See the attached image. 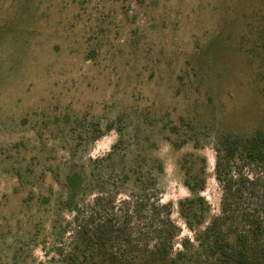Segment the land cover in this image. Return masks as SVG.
Wrapping results in <instances>:
<instances>
[{
    "label": "rangeland",
    "instance_id": "1",
    "mask_svg": "<svg viewBox=\"0 0 264 264\" xmlns=\"http://www.w3.org/2000/svg\"><path fill=\"white\" fill-rule=\"evenodd\" d=\"M257 132L264 0H0V264H110L108 245L73 251L71 206L88 213L97 192L169 202L174 250L194 235L177 202L216 216L226 179L251 193L227 199L228 220L264 221V167L224 151Z\"/></svg>",
    "mask_w": 264,
    "mask_h": 264
},
{
    "label": "trees",
    "instance_id": "2",
    "mask_svg": "<svg viewBox=\"0 0 264 264\" xmlns=\"http://www.w3.org/2000/svg\"><path fill=\"white\" fill-rule=\"evenodd\" d=\"M224 149L228 157L264 167V135L259 132L249 136L228 135L224 139ZM111 156L112 153L108 152L96 160L111 159ZM220 161L217 163L218 178L221 174ZM76 177L70 175L66 178L64 183L69 190L78 184ZM241 183L246 181L242 178ZM186 185L191 190L203 186L189 182ZM233 185L231 179L223 182L221 212L213 217H206V202L201 196L177 202L178 213L194 235L192 239L187 236L180 238V247L175 250L174 243L181 229L170 218L169 202L159 204L158 199L150 195L141 197L131 194L135 201L130 197L116 204L115 196L105 197L102 192H97L88 213H80L78 205L71 206L72 219L76 223L73 222V251L76 255L79 250L99 254L108 245L110 250L105 249L103 255L108 254L110 264H264V221L258 214V208H242L235 221L228 220L227 199L243 198V193L248 195L245 199L251 196L249 190L243 192L241 187ZM134 218L147 220L142 224L133 222ZM62 220L67 225L71 223L64 217ZM58 221V216H54L51 226L55 227ZM69 228L72 230L71 226ZM134 230H137L136 234ZM140 240L144 242L140 244ZM114 241L118 243L115 247L109 243ZM78 247L80 249L77 250Z\"/></svg>",
    "mask_w": 264,
    "mask_h": 264
}]
</instances>
